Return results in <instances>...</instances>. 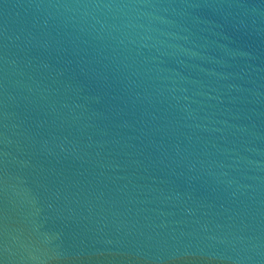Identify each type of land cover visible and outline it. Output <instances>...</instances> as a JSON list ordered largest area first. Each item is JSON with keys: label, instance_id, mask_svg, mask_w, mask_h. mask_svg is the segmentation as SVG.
<instances>
[{"label": "water", "instance_id": "obj_1", "mask_svg": "<svg viewBox=\"0 0 264 264\" xmlns=\"http://www.w3.org/2000/svg\"><path fill=\"white\" fill-rule=\"evenodd\" d=\"M0 264H264V0H0Z\"/></svg>", "mask_w": 264, "mask_h": 264}]
</instances>
